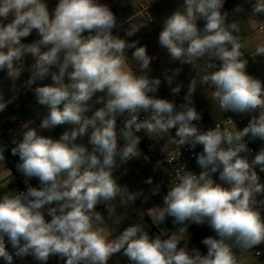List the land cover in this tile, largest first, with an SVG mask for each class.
<instances>
[{
  "label": "clouds",
  "instance_id": "1",
  "mask_svg": "<svg viewBox=\"0 0 264 264\" xmlns=\"http://www.w3.org/2000/svg\"><path fill=\"white\" fill-rule=\"evenodd\" d=\"M223 4L224 0H183L163 19L158 43L167 50L170 62L205 61L200 83L213 89L211 99L222 112L251 114L242 130L220 125L202 130L193 123L202 118L192 101L195 79L188 85L185 103L177 106L158 98L161 80L148 75L155 57L147 54L146 46H138L139 41L113 35L118 24L108 5L98 0H58L50 12L45 0H0V71L6 72L15 93L6 100L0 92V112L16 98V81L30 54L34 63L28 66L30 77L23 86L47 108L39 128L69 126L57 139L41 135L32 121L25 122L19 142L11 149L19 156L17 170L26 181L37 178L39 187L0 196V258L6 264H13V254L5 237L16 257L32 256L42 264L53 255L65 264H108L117 253L130 264H241L237 252L264 243V199H258L264 196V183L256 171L258 166L264 172V148L251 160L241 155L250 151L245 137L264 140V82L246 72L240 26L227 21ZM261 13L264 0H255L253 14ZM200 20L202 29L197 26ZM141 27L130 26L126 36ZM33 30L40 38L23 43ZM129 49H134L131 58L140 66L139 75L127 64ZM253 56H264V42L257 44ZM181 71H165L168 85ZM47 77L51 84H37ZM182 87V83L171 87V93L179 94ZM98 93L108 98L97 99L102 106L94 110L91 101ZM141 113L148 115L141 119ZM118 117H123L119 128ZM174 127L172 137L168 133ZM141 131L149 138L167 135L168 143L178 148L202 145L203 151L195 154L201 171L199 175L178 172L163 197L164 206L156 207V221L172 217L173 224L184 226L161 238L131 225L109 239L99 226L104 217L96 206L104 203L111 213L109 202L117 197L122 203L136 199L113 173L118 162L120 166L140 156L137 133ZM85 136L91 150L77 143ZM3 152L0 161L5 160ZM216 173L220 183L213 178ZM145 182L152 184V179ZM152 192L158 194L159 186ZM186 222L206 223L216 233L218 238L201 241L206 254L188 249L183 239ZM181 241L185 244L178 247Z\"/></svg>",
  "mask_w": 264,
  "mask_h": 264
},
{
  "label": "crops",
  "instance_id": "2",
  "mask_svg": "<svg viewBox=\"0 0 264 264\" xmlns=\"http://www.w3.org/2000/svg\"><path fill=\"white\" fill-rule=\"evenodd\" d=\"M171 0H135L133 1L135 6L130 5V0H98L99 3L106 4L110 8V10L114 13L117 18L118 27L113 29V33H116V30L119 29L122 25L127 24L137 15V11L140 6H147L148 9L151 10L153 14V23L152 25H156V17L154 16V9L156 11L163 10V5L161 2H170ZM58 3V0H52L50 2L46 1L48 5L49 11H53ZM131 8L130 12L128 9ZM56 69H53L55 71ZM135 74L139 75V72L134 71ZM28 73V70H27ZM251 75V74H249ZM30 76H27L29 79ZM37 84L43 85V81H38ZM0 85L2 87L12 86V81L8 78V76L0 77ZM36 85H34L35 87ZM16 88L18 89V96L13 100L12 103L8 104L5 108V111H15L17 108H20L23 105L22 113L25 116V122L32 121V126L37 128V125H40L41 118L44 116L43 112L40 109V105H36V98L34 93L26 89L25 93L19 88L16 84ZM5 97V96H4ZM108 97L105 93H98L97 96L93 97L91 103L95 108H99L102 104L96 103L97 99L106 100ZM5 99H9V97H5ZM91 115V113H89ZM225 115L224 117H226ZM224 117L219 119H213V121L221 120ZM24 122V123H25ZM58 127V126H57ZM47 130V129H38V132L44 136H53L55 138L57 136L56 128ZM24 129L22 126L11 136H9V144H7L4 149L7 154L12 155L11 149L14 147L21 138V133ZM53 134V135H52ZM59 134V133H58ZM153 136L151 138L145 136L140 140L138 144V150L140 152L139 157H134L128 160L126 163H122L119 166V162L117 164V169L114 170L113 175L117 178V181L122 186L126 185L128 190L134 194L136 199L134 201H128L127 203H122L120 197L117 198L119 205L111 206L113 211L111 213L107 212V209L99 210L100 206L106 205L101 203L96 206V211H99L103 217V223L99 225L106 230V234L109 239H114L118 236L126 227L131 225H139L145 231L151 233L156 231L158 235L162 238V230H173V228L179 226L173 224L172 217H166L163 223L155 220V215L158 212L156 207H163V197L167 194L168 184L162 174V169L164 165V153L169 147V143L166 144L163 148H160L156 145L155 138ZM84 138V137H83ZM84 140L85 144H88V138L85 136ZM146 142L147 147L150 149V152L146 149V147L141 143V141ZM257 140L262 143L264 140ZM120 144H123V141H120ZM89 150H91V145H88ZM253 157L250 158L253 159ZM256 171L260 177V182L264 183V172L259 170L257 166ZM0 174L5 176L8 180H6L1 192L0 196L3 194H8L10 196L14 195L18 189L19 184L14 178L11 177V169L6 167L5 164H0ZM151 178L152 184H148L145 181ZM220 183L219 180H216ZM159 186L158 194H153L152 189ZM258 199H264V196H259ZM111 202V201H110ZM109 202V203H110ZM152 209V214H149V210ZM264 215V212H262ZM187 224V222H186ZM188 225V224H187ZM194 236V235H193ZM180 247V245H178ZM260 248L264 249V243L259 245ZM205 252H201V254H206ZM60 257L58 255H53L49 258L46 264H51ZM128 262L127 257L123 256L122 253L114 254L110 257L108 264H126ZM24 264H42V262L35 260L32 256L24 257Z\"/></svg>",
  "mask_w": 264,
  "mask_h": 264
},
{
  "label": "rangeland",
  "instance_id": "3",
  "mask_svg": "<svg viewBox=\"0 0 264 264\" xmlns=\"http://www.w3.org/2000/svg\"><path fill=\"white\" fill-rule=\"evenodd\" d=\"M52 1V0H45V2ZM133 1L130 0V5L135 6ZM255 3V0H224L223 8L221 9L222 13H227V21L232 22L236 21L240 26V33L242 43L244 44V47H242V50L249 54L251 52H254L256 49L257 44L260 43V41L263 38V34L259 31L258 27L261 24H264V13L261 14H253V5ZM136 4V2H135ZM160 4L163 5V10L156 11L157 8H155L153 11L154 16L156 17V25H152L153 23V14L151 10H147L149 12L150 18H152V21L147 20L142 13H139L141 7L139 5L137 15L134 17L133 20L128 22L127 24L122 25L119 29L116 30V33H113V35H119L121 38L127 39L129 42L131 41H139L138 46H146L147 54L149 56L155 57V59L152 60L150 64L151 71L148 72V75L150 78H159L161 80V84L159 86V89L157 93H155L156 96L163 93L166 95V97L170 101H174L177 106H179L182 103H185L184 97L187 94L188 85L191 81V79L196 80L197 89L195 93L193 94L192 101L194 106L197 104H202L206 110L208 111L209 115L213 119H219L221 117H224L225 115H239L248 117L251 119V114H237L231 111L228 112H222L220 109L218 103L211 99V92L213 89L208 85H201L200 83V76L203 74V66L205 64L204 60H197L192 65L184 64L181 65L178 61L176 62H170L169 56L167 53V50L164 48H161L158 43V36L159 32L162 30L163 27V19L173 13L177 8H179L183 4V0H171L170 2H161ZM237 8H240L241 10L239 12L236 11ZM131 8L128 9V12H130ZM7 22V21H6ZM143 26L140 28L138 32H136L133 36L127 37L126 36V30L130 26ZM204 21L200 20L197 22L198 28H203ZM87 35V32L85 33ZM40 37L36 30H33V32L26 38H22L23 43H31L35 40H38ZM134 51V49H129L127 51V64L131 68V70L134 72H140V66L139 64L134 61L131 58V54ZM32 63H34L33 58L29 54L25 57V70L22 72L19 79L16 81V84L19 88L22 89V91L25 93L26 88L23 86L24 81L27 80V76H30V72L28 70V66H30ZM217 64H219V61H216ZM259 67V72L264 75L263 68L261 65ZM175 68H181L182 71L180 72L179 76L174 78L173 84L170 86L164 79V73L166 70L175 69ZM254 73L252 75L255 78L259 77L260 73ZM135 73V72H134ZM171 71H168V75H171ZM7 76L5 71H0V77ZM259 79V78H258ZM51 78L47 77L44 80V84H51ZM183 84V87L181 88V91L179 94L173 95L171 93V87H175L177 84ZM43 84V85H44ZM152 95V93H150ZM43 114L45 115L47 113V108L44 106H39ZM254 115H258V113H254ZM218 121V120H217ZM67 125H60L56 128L57 136L55 138H59V136L68 128ZM53 135V134H52ZM168 135L172 136L171 129L169 130ZM53 137V136H52ZM85 138V137H84ZM83 138V139H84ZM85 141L82 139H78L77 143H84ZM156 145L160 148H163L166 144H168V137L167 135L164 136V138H160V136L157 135L155 138ZM88 146V144H85ZM250 160V159H249ZM118 198V197H117ZM112 200L109 203V207L112 205L115 206L116 204L119 205V202L117 200ZM99 210L107 209L106 205L100 206L98 208ZM184 225H179L174 229V232L177 230L178 227H181ZM187 227V234L183 236L184 240H187V247L191 251L192 249H198L200 252H205L207 249L206 246H203L201 244V240H203L205 237L213 236L216 237V233L211 229V227L208 224H202L199 227L200 231V239H197L195 236H193V231L191 228L186 224ZM153 237L159 236L156 231L151 233ZM185 244V241H181L180 247H183ZM259 245L254 246L252 250H248L244 253L237 252L238 257L241 260V264H264V254L260 257H257L255 255V252L257 249H259Z\"/></svg>",
  "mask_w": 264,
  "mask_h": 264
},
{
  "label": "built area",
  "instance_id": "4",
  "mask_svg": "<svg viewBox=\"0 0 264 264\" xmlns=\"http://www.w3.org/2000/svg\"><path fill=\"white\" fill-rule=\"evenodd\" d=\"M148 8L149 7L147 6L141 7L139 13H142L147 20L152 21V18H150L149 12L147 11ZM258 29L263 34V38L260 41L261 43V42H264V24H261L258 27ZM241 52L243 53L242 58L248 61L246 65V69H245L248 74L254 75V73H258L259 65L262 66L263 72H264V56L254 57L253 55L255 54V51L247 54L241 49ZM258 78L262 82H264V75H262L261 73L259 74ZM0 92H2L5 97L7 96L9 98H11L15 94L12 89V86L2 87L0 85ZM18 94H16V97L18 96ZM149 95L151 94L149 93ZM36 105H39V104L36 102ZM22 110H23V105H21V107L17 108L15 111H5L4 110L0 112V151H4L3 154L5 156V160L0 161V164L3 163L6 165V167L11 169V173H12L11 177L14 178V180H16L19 184V189L14 195L18 194V192L26 191L28 186L37 187V188L39 187V180L37 178L27 179L26 181V177H24L17 170L16 166L20 162L19 156L9 155L4 149V147L10 142L9 136L14 134L25 122V116L23 115ZM146 115H148V113H141L140 118L143 119ZM249 120L250 118L244 117V116L227 115L226 117L218 121L212 120L211 122L209 118H204V119L201 118V120L194 121L193 123H195L202 130L214 128L216 125H220L222 129L224 127H228L233 130H235V128H237V130H242L244 127L247 126ZM122 121H123V117L117 118L118 128L123 126ZM37 128L40 129L39 125H37ZM176 131L172 132V137H175ZM137 135H139L141 139L146 136L143 131H141L140 133H137ZM245 142L247 143L248 149L250 151L249 153H241V155H247L248 159L255 156L261 148H264V142L260 143L257 139L245 137ZM202 151H203V146L199 144L196 145L195 149L191 147V144L181 146L180 148H178L174 144L169 145L168 149L165 151L164 156H163L164 165L162 169V174L168 186H170L172 183L175 182V175L178 172L183 174L185 171H190L194 174L199 175L201 168L196 162L195 154H198ZM213 178L216 180H219L218 173L214 174ZM6 180L8 179L5 176L0 174V192ZM45 218L46 220L51 219V217L48 216L46 210H45ZM192 224H196V223H192ZM172 232L174 231L171 229L162 230L161 231L162 238H166V236L168 234H171ZM5 243H6L7 250L13 254V264H24V258H19L15 256V250L11 247L10 243H8L7 237H5ZM257 251L261 253V255L257 257H260L264 254L263 248H259L256 250V252ZM0 264H6L3 258H0ZM51 264H65V260L60 258L59 260ZM126 264H130V262L128 261Z\"/></svg>",
  "mask_w": 264,
  "mask_h": 264
},
{
  "label": "trees",
  "instance_id": "5",
  "mask_svg": "<svg viewBox=\"0 0 264 264\" xmlns=\"http://www.w3.org/2000/svg\"><path fill=\"white\" fill-rule=\"evenodd\" d=\"M158 98H166V95H164L163 93H161L160 95L157 96ZM169 100V99H168ZM196 110L201 114L202 119L204 118H209L210 121L212 122V118L210 117L208 111L206 110V108L202 105V104H197L195 105ZM177 129L174 127L171 129L172 132H175ZM207 130V129H206ZM141 143H143V145L146 147V149L150 152V149L147 147L146 142H144L143 140L141 141ZM188 226L191 228V230L193 231V235L197 238L200 239V231H199V227L200 225L198 224H192V223H187ZM202 241V240H201ZM202 244V242H201ZM203 246H205L204 244H202ZM207 252V249H206Z\"/></svg>",
  "mask_w": 264,
  "mask_h": 264
}]
</instances>
